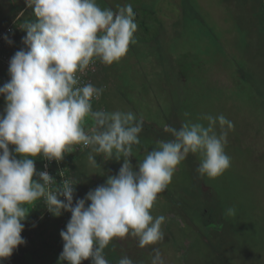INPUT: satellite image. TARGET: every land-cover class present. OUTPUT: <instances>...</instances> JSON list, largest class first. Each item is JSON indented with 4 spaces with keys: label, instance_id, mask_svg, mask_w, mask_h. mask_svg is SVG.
<instances>
[{
    "label": "clouds",
    "instance_id": "obj_1",
    "mask_svg": "<svg viewBox=\"0 0 264 264\" xmlns=\"http://www.w3.org/2000/svg\"><path fill=\"white\" fill-rule=\"evenodd\" d=\"M25 4L34 18L18 26L26 33L24 47L10 58V79L0 86L6 105L0 113V261L26 243L21 235L30 212L26 206L38 201L54 216L71 214L59 233L63 248L58 259L67 264H108L104 249L114 238H136L140 248L163 242L162 225L169 218L151 214L158 194L190 153L199 155L201 176L222 175L231 164L225 146L233 122L223 114H206L197 121L185 119L179 128L164 124L172 139L157 140L133 164L132 147L140 144L143 117L131 111L93 110L92 100H99L104 88L81 85L77 75L97 60L111 65L126 54L138 28L132 5L113 10L102 9L96 0ZM5 41L12 43L7 36ZM77 145L90 149L87 159L94 168H101L96 157L123 162L115 175L74 203L77 182L60 171L57 183L48 171L36 169L35 160L59 163ZM226 214L234 216L235 208ZM152 253L150 264H165L159 248ZM118 264L134 261L124 255Z\"/></svg>",
    "mask_w": 264,
    "mask_h": 264
},
{
    "label": "rangeland",
    "instance_id": "obj_2",
    "mask_svg": "<svg viewBox=\"0 0 264 264\" xmlns=\"http://www.w3.org/2000/svg\"><path fill=\"white\" fill-rule=\"evenodd\" d=\"M96 2L113 10L131 4L138 24L135 42L118 62L98 60L95 85L104 92L92 101L93 110L143 117L133 164L157 140L172 139L164 124L179 128L185 119L206 114H223L234 124L225 146L231 164L222 175L201 176L199 155L190 153L158 194L151 214L169 218L162 225L164 241L140 248L136 238H114L104 249L108 264L124 255L134 264H150L154 247L165 264H264V0ZM24 6V0H0V26ZM89 151L73 152L78 199L123 162L96 157L101 168H94ZM228 208H235L234 216L226 214Z\"/></svg>",
    "mask_w": 264,
    "mask_h": 264
},
{
    "label": "trees",
    "instance_id": "obj_3",
    "mask_svg": "<svg viewBox=\"0 0 264 264\" xmlns=\"http://www.w3.org/2000/svg\"><path fill=\"white\" fill-rule=\"evenodd\" d=\"M22 12L25 17L18 16L19 18L17 17L12 23L13 31L12 36L9 38L12 43L9 44L6 42L2 49L4 53L11 56L24 47L21 41L26 33L21 31L18 26L27 17L34 18L32 9L27 7ZM4 68L0 65V86L10 79L8 73L3 72ZM4 103L3 96H0V106ZM9 147L11 149L13 146L10 145ZM40 161L41 158L39 157L35 160L36 169H38ZM65 165L67 170H69L68 174L71 176L68 157L65 159ZM76 196L78 199L77 193ZM26 207L30 212L23 222L25 227L21 233L26 243L18 246L11 257L0 261V264H67L66 261H60L58 259L63 248V242L59 233L65 228L71 214L69 212H63L62 215L58 217L53 215L51 219L47 220L41 218L42 209L40 201L36 202L35 205H27ZM50 221L53 222L49 223ZM53 229L56 231L55 233L52 232ZM81 264H90V261L85 260Z\"/></svg>",
    "mask_w": 264,
    "mask_h": 264
},
{
    "label": "built area",
    "instance_id": "obj_4",
    "mask_svg": "<svg viewBox=\"0 0 264 264\" xmlns=\"http://www.w3.org/2000/svg\"><path fill=\"white\" fill-rule=\"evenodd\" d=\"M24 2H25V0H24ZM12 31H13V29H12L11 25L5 27L3 30L0 31V65L2 67H8L9 60L12 57L11 55L4 53L3 50H2L4 45L6 44L5 36L10 38L12 36ZM99 70H100V63L97 60V61H95V63L90 64L89 67L87 69H85L84 72L77 73V75L79 76V79L81 81V85H83L85 83H91L94 86H96L95 85V77L98 74ZM95 100L96 99H93L92 101H95ZM73 147L76 148V151L81 148L78 145L77 146H73ZM68 154H66L64 156V159L62 161H60L59 163H57L56 161L49 162L47 160L41 159L37 170L38 171H44V170L48 171L50 173V175H52L55 178L57 183H59L61 181V179H62L58 175V173L60 171H64V175L66 177L72 178V176H70L68 174L69 170H67V167L65 165V159H66ZM76 199H77V196H76V192H75L74 201H73L74 203H75ZM40 203H41V209H42L41 218H44V219H47V220L51 219L53 215L50 212L47 211V209H46V207H44L42 201H40Z\"/></svg>",
    "mask_w": 264,
    "mask_h": 264
},
{
    "label": "crops",
    "instance_id": "obj_5",
    "mask_svg": "<svg viewBox=\"0 0 264 264\" xmlns=\"http://www.w3.org/2000/svg\"><path fill=\"white\" fill-rule=\"evenodd\" d=\"M24 9H26V5L23 7V9H20V10L14 15L13 20H15V19L19 16V13L22 12ZM13 20H12V22H13ZM12 22H10L9 24H7L5 27L11 25ZM5 27H4V26H0V31L3 30ZM67 157H68V165H69L70 168H71V167H72V160H73V158L75 157V155H74V153L72 152V153H69V154L67 155ZM75 187H76V186H75ZM77 189H78V188L76 187V193L78 194V190H77ZM78 195H79V194H78Z\"/></svg>",
    "mask_w": 264,
    "mask_h": 264
}]
</instances>
